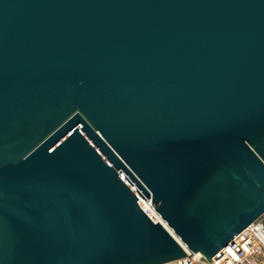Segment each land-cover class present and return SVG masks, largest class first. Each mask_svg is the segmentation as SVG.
I'll return each mask as SVG.
<instances>
[{
	"label": "water",
	"instance_id": "1",
	"mask_svg": "<svg viewBox=\"0 0 264 264\" xmlns=\"http://www.w3.org/2000/svg\"><path fill=\"white\" fill-rule=\"evenodd\" d=\"M264 215V0H0V264L212 261Z\"/></svg>",
	"mask_w": 264,
	"mask_h": 264
},
{
	"label": "built area",
	"instance_id": "2",
	"mask_svg": "<svg viewBox=\"0 0 264 264\" xmlns=\"http://www.w3.org/2000/svg\"><path fill=\"white\" fill-rule=\"evenodd\" d=\"M159 264H264V222L256 220L212 261L197 251Z\"/></svg>",
	"mask_w": 264,
	"mask_h": 264
},
{
	"label": "rangeland",
	"instance_id": "3",
	"mask_svg": "<svg viewBox=\"0 0 264 264\" xmlns=\"http://www.w3.org/2000/svg\"><path fill=\"white\" fill-rule=\"evenodd\" d=\"M261 220L264 222V215L261 217Z\"/></svg>",
	"mask_w": 264,
	"mask_h": 264
},
{
	"label": "bare ground",
	"instance_id": "4",
	"mask_svg": "<svg viewBox=\"0 0 264 264\" xmlns=\"http://www.w3.org/2000/svg\"><path fill=\"white\" fill-rule=\"evenodd\" d=\"M255 225V224H254ZM244 233V232H243Z\"/></svg>",
	"mask_w": 264,
	"mask_h": 264
}]
</instances>
